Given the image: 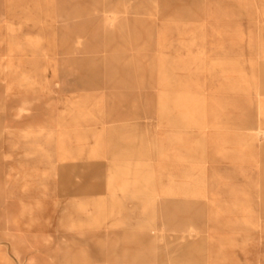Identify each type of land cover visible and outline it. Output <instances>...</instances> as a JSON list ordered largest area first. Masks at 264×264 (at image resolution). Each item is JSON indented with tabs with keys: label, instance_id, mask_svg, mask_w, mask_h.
Instances as JSON below:
<instances>
[{
	"label": "rangeland",
	"instance_id": "374dc122",
	"mask_svg": "<svg viewBox=\"0 0 264 264\" xmlns=\"http://www.w3.org/2000/svg\"><path fill=\"white\" fill-rule=\"evenodd\" d=\"M0 264H264V0H0Z\"/></svg>",
	"mask_w": 264,
	"mask_h": 264
},
{
	"label": "clouds",
	"instance_id": "9594fccd",
	"mask_svg": "<svg viewBox=\"0 0 264 264\" xmlns=\"http://www.w3.org/2000/svg\"><path fill=\"white\" fill-rule=\"evenodd\" d=\"M21 111L23 112V109H21Z\"/></svg>",
	"mask_w": 264,
	"mask_h": 264
}]
</instances>
